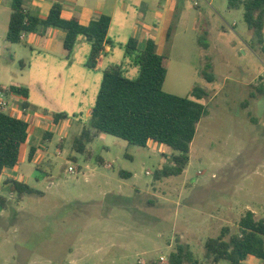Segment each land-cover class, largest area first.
<instances>
[{
  "label": "rangeland",
  "instance_id": "1",
  "mask_svg": "<svg viewBox=\"0 0 264 264\" xmlns=\"http://www.w3.org/2000/svg\"><path fill=\"white\" fill-rule=\"evenodd\" d=\"M0 1L11 11L12 0ZM194 1H180L185 5L177 14L181 18L176 17L161 49L167 65L165 92L191 98L195 88L206 93L201 103L207 114L198 125L184 173L155 180L154 173L177 154L159 144L138 147L100 134L87 144V152L74 150V138L89 123L87 107L95 104L101 73L81 105L68 108L76 116L63 147L57 134L46 143L44 166L26 160L17 171L1 174L0 196L10 206L0 212V264H138L139 259L141 264H166L180 242L203 258L207 239L219 237L225 228L238 232L248 207L259 213L257 219L264 218V31L261 42L248 29L243 10L229 9V0H197L199 8ZM6 29L0 25V87L27 88L36 103L42 101V88L58 107L57 90L66 77L40 74L35 61L29 70L27 58L37 59L35 52H18L24 68L4 39ZM115 48L110 62L136 79L140 67L134 56ZM89 52L82 47L77 61ZM78 88L71 89L80 98ZM8 100L6 113L23 98ZM9 175L28 178L27 184L43 194L19 202L3 183ZM211 216L216 221L206 222Z\"/></svg>",
  "mask_w": 264,
  "mask_h": 264
},
{
  "label": "trees",
  "instance_id": "2",
  "mask_svg": "<svg viewBox=\"0 0 264 264\" xmlns=\"http://www.w3.org/2000/svg\"><path fill=\"white\" fill-rule=\"evenodd\" d=\"M229 9H242L248 29L255 31L263 41L264 0H229ZM61 14L62 5L56 3L47 19L41 20L28 12L25 0H12L7 41L17 44L24 33L42 35L48 28H58L66 33L63 44L68 54L72 53L80 38L92 43L88 66L94 68L99 55L105 50L110 18L95 17L89 26L84 27L76 18L65 20ZM126 50L140 67L139 76L129 79L120 69L103 74L89 123L74 138L73 148L80 154L87 152V144L100 134L112 135L138 147H148L152 141L177 153L169 164L154 173L155 180L181 176L190 162L191 145L198 125L207 114L206 106L201 103L206 93L195 88L191 98L164 91L166 58L158 52L154 40H148L140 51L138 41L130 39ZM208 80L211 81V77ZM9 90L27 98L26 88L10 86ZM260 92L264 93L263 86ZM69 118L64 113L54 115L56 123ZM27 131L26 121L0 112V174L18 165ZM120 175L131 176L130 173ZM5 184L19 200L40 193L21 181L7 180ZM9 206V199L0 196V212ZM238 227V232L234 234L225 228L219 237L207 239L203 258L195 255L189 244L178 243L176 250L168 255L166 264H207L208 261L210 264H243L249 257H255L264 264V218L256 219L254 212L247 211Z\"/></svg>",
  "mask_w": 264,
  "mask_h": 264
},
{
  "label": "crops",
  "instance_id": "3",
  "mask_svg": "<svg viewBox=\"0 0 264 264\" xmlns=\"http://www.w3.org/2000/svg\"><path fill=\"white\" fill-rule=\"evenodd\" d=\"M26 7L29 13L33 14L41 20L47 19L50 10L53 5L59 3L62 5V18L65 20H71L76 18L80 25L87 27L91 21L98 16H107L110 18V28L108 31L107 42L105 44V56L98 60L96 66H88V61L92 52V43L85 38H80L74 47L71 54H68L64 49V39L66 33L58 28H48L42 35L24 33L21 38V42L17 44H10L7 41V32L9 26V20L11 11L2 7L3 2L0 1V25L7 26L5 33V41L11 45V50L14 51V57L18 60L21 59V64L24 68L26 65L24 63L25 59L22 54L37 53L38 58L33 60L28 56L29 70L33 68L32 61H35L34 68L39 71L40 74H55L56 76L66 77L63 82V88H58L57 90V100L59 101V106L54 108V98L50 97V92L43 90L41 88L39 96L42 98L40 103L31 101V92L28 90L27 98H23V101L19 103L18 106L10 107L8 114L22 119L28 123L27 140L22 145L20 157L22 155V160L19 159L18 165L11 169L17 171L20 165L24 161L29 163L37 164V168L41 165L44 166L45 157L48 156V146L46 143H51L55 136L58 134L60 136L59 146L63 147L66 134L65 131L73 127L75 123L73 118L75 113L68 111L72 105L80 106V101L82 97L88 96V89L92 87L93 80L103 74L106 71L112 69H120V65L117 62H110L108 55L113 54L118 49L126 50V45L130 39H136L138 41V49L141 51L148 40H154L158 47V52H161L164 41L169 39L172 32L173 24L176 21L177 14L184 9V4H180L182 0H25ZM184 1V0H183ZM194 6L196 8L200 7V2L195 0ZM242 10V9H239ZM181 14L177 17L179 21ZM2 23V24H1ZM196 27L199 23L198 19H195ZM193 23V24H194ZM87 46L91 49L89 52V57L86 55L84 61H77V53L82 47ZM27 51V52H26ZM114 58V57H113ZM121 70V69H120ZM81 82V83H80ZM102 79H100V86ZM14 86V85H10ZM0 87L7 88L9 87ZM20 87V86H18ZM79 87L81 97H78V93L73 92L71 88ZM24 88V87H23ZM70 88V89H69ZM100 90V89H99ZM99 92V91H98ZM17 94H9V98L16 96ZM98 95V93H97ZM96 95V98H97ZM96 101V100H95ZM94 105H89L87 107L86 118L90 119ZM9 107V106H8ZM52 109L49 110V109ZM58 110V111H53ZM71 112V113H70ZM6 113V112H5ZM58 113H64L68 116L72 114V117L66 120L59 121L56 123L54 121V115ZM64 124V126L62 125ZM83 129V127H82ZM82 129L78 132L81 133ZM150 143H154L150 141ZM156 144V143H154ZM46 145V146H44ZM157 145V144H156ZM163 148H167L162 145ZM168 149V148H167ZM4 171L2 173H5ZM1 173V174H2ZM0 174V176H1ZM7 180L21 181L25 184L28 182V178H20L19 180L13 179L11 175L7 176ZM2 182V181H1ZM12 196V193H10ZM43 193H39L42 195ZM31 196V195H28ZM26 197V196H25ZM25 197L19 202L24 201ZM248 211L256 213L252 207L247 208ZM257 219V218H256ZM216 221L214 216L206 219V222ZM169 248H173V244H168ZM138 264L143 263V259H139ZM243 264H261V261L255 257H249Z\"/></svg>",
  "mask_w": 264,
  "mask_h": 264
},
{
  "label": "built area",
  "instance_id": "4",
  "mask_svg": "<svg viewBox=\"0 0 264 264\" xmlns=\"http://www.w3.org/2000/svg\"><path fill=\"white\" fill-rule=\"evenodd\" d=\"M104 54H105V50L103 52H101L97 61L102 59ZM260 78H263L262 82L264 83V71H263V74H261ZM9 94H10L9 89L0 88V112H4L8 108V106H9V100H8ZM69 172L73 173V172H75V169L73 167H70Z\"/></svg>",
  "mask_w": 264,
  "mask_h": 264
}]
</instances>
